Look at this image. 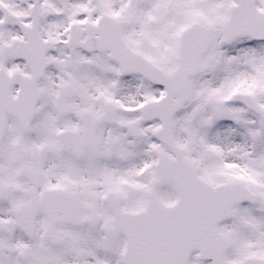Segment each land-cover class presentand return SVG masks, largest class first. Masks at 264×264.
Listing matches in <instances>:
<instances>
[{
    "label": "snow or ice",
    "instance_id": "6c2138e0",
    "mask_svg": "<svg viewBox=\"0 0 264 264\" xmlns=\"http://www.w3.org/2000/svg\"><path fill=\"white\" fill-rule=\"evenodd\" d=\"M0 264H264V0H0Z\"/></svg>",
    "mask_w": 264,
    "mask_h": 264
}]
</instances>
